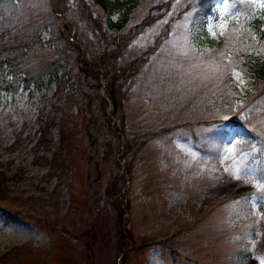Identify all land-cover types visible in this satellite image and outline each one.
<instances>
[{"label": "rangeland", "instance_id": "374dc122", "mask_svg": "<svg viewBox=\"0 0 264 264\" xmlns=\"http://www.w3.org/2000/svg\"><path fill=\"white\" fill-rule=\"evenodd\" d=\"M193 2L122 6L125 23L106 38L114 64L139 56L116 93L118 139L144 141L119 145L116 166L108 131L97 121L91 139L80 130L66 94L75 53L53 41L56 14L95 56L83 5L103 31L98 3L62 0L53 13L49 0H0L10 16L0 24L33 43L21 64L0 63V264H264V0H214L203 26ZM152 5L158 15L141 24Z\"/></svg>", "mask_w": 264, "mask_h": 264}, {"label": "trees", "instance_id": "16d2710c", "mask_svg": "<svg viewBox=\"0 0 264 264\" xmlns=\"http://www.w3.org/2000/svg\"><path fill=\"white\" fill-rule=\"evenodd\" d=\"M98 3V6L102 9L103 16H104V30L102 31L101 22L97 17L91 16V11L89 10L88 6L83 5L84 12L86 13L87 17L90 21L94 22V24L98 28V36L100 37V44L97 45V50L95 56H91V58L87 57L86 51L80 49L79 39L77 41V29L74 31L73 35L69 36V32L71 29V23L67 20V18H63L60 16L56 17L59 18L58 24V33L55 32L54 35V45L65 44L68 48H70L75 53V68L74 73L72 75V81L69 82V89L67 91V95L73 99L77 105L78 113L80 114V122L81 128L80 130L84 132L90 139L92 138L91 127L94 122L97 121L96 129H106L108 131L107 136L108 139L105 140V152L110 155V161L118 166L116 160H114V154L118 151V146H124V150H134L137 146H139L144 138L139 137L134 140L136 143L132 146V142L124 141L123 144L119 141L120 137V128L119 124L122 125V117L117 113L120 108V101L119 98L116 97L117 90L123 91L125 88L131 84L133 81L134 75L139 73L138 71V60L139 56H135L134 59H130L125 64H117L112 59L116 57L117 47L114 49L109 50L106 46V43H110L111 40H106V38L111 37V33L113 31L119 30L125 23L126 13L127 10L123 11L122 6L131 5L132 2L137 0H95ZM62 0H49V6L53 13L59 12L64 10L65 7L61 4ZM89 2V1H88ZM214 0H194L193 4V15L197 17L202 26L203 21L211 12V7L213 6ZM159 6L152 5L149 9L148 15L144 16L140 23H145L148 20H151L154 15H158L157 9ZM126 9V8H125ZM152 9H155V12H151ZM118 12L117 17L115 20H111V13ZM65 13V12H64ZM97 20H94V19ZM10 16L5 17L3 12H0V19L6 20L5 18L9 19ZM0 23H4L0 21ZM139 23V24H140ZM138 24H135L137 26ZM23 30L15 24L13 27L8 28L5 25L0 24V63L2 61L8 62L10 65H18L21 64V59L23 56L26 55L27 51L31 50L33 45L32 41L31 44L27 43L26 35H24ZM22 35V36H21ZM72 37V39H70ZM121 39V38H120ZM56 42V43H55ZM122 44V43H120ZM109 61L108 65L105 63ZM51 60L47 62V64H51ZM23 67H27L26 63H22ZM262 67V66H261ZM263 68V67H262ZM24 75H28L32 77V74L26 69L23 68ZM121 78V80H120ZM103 79L104 84V92L106 97L109 99L112 105V116L114 120L117 122V127L114 129L110 126V119L106 115L103 103L105 102V97L98 94V90L101 86L100 80ZM55 88L59 91L60 89L64 88L63 85L59 84V81L56 82ZM96 94V101H92L90 96L92 93ZM88 97V100L85 97ZM94 102L96 104V112H101L100 114H93L90 112L92 110L91 104ZM116 130L118 132H116ZM96 134V132H95ZM133 147V149H132ZM110 179H108L109 181ZM107 181V182H108ZM111 184L114 185L115 180L111 178ZM7 214V213H5ZM9 219V218H8ZM7 219V220H8ZM9 221V220H8ZM86 238L89 240L90 236L86 234ZM86 241V240H85Z\"/></svg>", "mask_w": 264, "mask_h": 264}]
</instances>
